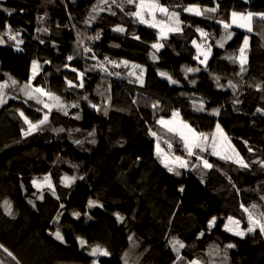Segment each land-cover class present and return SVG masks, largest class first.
<instances>
[{
	"label": "trees",
	"instance_id": "obj_1",
	"mask_svg": "<svg viewBox=\"0 0 264 264\" xmlns=\"http://www.w3.org/2000/svg\"><path fill=\"white\" fill-rule=\"evenodd\" d=\"M117 3L124 11L111 5L112 15L92 12L98 0H0V83L8 84L7 103L0 106V264H91L88 252L97 245L110 252L97 258L99 264H125L130 255L134 264H172L174 239L185 245L182 254L189 261L264 264V235L257 231L240 238L222 229L230 216L246 228L241 205L250 208L258 193L264 196V0H159L182 21V31L167 39L126 15L135 10L126 0ZM191 6L217 7V12L196 16L183 11ZM233 11L254 14L252 31L230 28L232 38L219 47L225 30L216 21H229ZM9 25L19 33L17 40L5 35ZM116 26L126 31H113ZM198 28L208 36L201 37ZM98 33L99 39H89ZM245 36L250 39L248 62L241 71L239 60L229 57L239 56ZM194 40L201 51L211 45L206 63H200L202 55L197 59ZM160 42L161 50L151 47ZM105 58L117 64L127 60L137 75L140 69L132 65H140L143 84L135 75L125 76L121 64L109 63L110 68ZM33 61L38 64L34 79ZM188 67L200 70L187 73ZM78 73H83V87H69L68 81L81 83ZM9 77L18 82L15 87ZM30 79L59 96L68 115L53 109L42 130L25 136L28 125L19 113L37 122L46 111L20 92ZM97 91L107 102L106 114L99 111ZM201 102L204 111L197 110ZM174 111L200 133L220 124L249 167L236 168L209 150L204 156L211 169L200 172L199 164L191 162L188 168L196 174L169 172L156 155L157 142L166 137L172 144L165 148L169 153L183 152V147L157 121L171 119ZM47 174L55 195L53 189L33 185ZM66 176L74 178L68 187ZM90 200L97 206L90 208ZM214 217L219 223L211 229ZM57 229L64 243L50 235ZM229 243L235 247L226 248Z\"/></svg>",
	"mask_w": 264,
	"mask_h": 264
},
{
	"label": "snow or ice",
	"instance_id": "obj_2",
	"mask_svg": "<svg viewBox=\"0 0 264 264\" xmlns=\"http://www.w3.org/2000/svg\"><path fill=\"white\" fill-rule=\"evenodd\" d=\"M126 3L128 5L134 6V11H129L126 13V15L134 18L136 21H138L140 24H146L149 27L152 28H157L159 30V37L160 38H166V34L168 32H181L182 31V21L179 19V13L175 11H169L168 7L163 6L159 3V0H126ZM107 5L108 7H104ZM111 5H116V7H119L121 11H124L123 4L117 3V0H98V4L93 7L92 12L98 14L99 12H104L108 11L112 15H116L114 11L111 9ZM5 12H7L9 15H11V11L8 9H4ZM183 11L191 13L196 16H202L205 13H216L217 12V7H211V8H204L203 10L200 9L199 6H191V7H186L183 9ZM157 12L160 13L162 16L166 17V20H158L157 19ZM253 13L248 12V13H240L233 11L230 14V20L225 21V20H217L216 22L221 24L225 30V36L220 40L217 41V45L219 47H223V44L226 40L231 39L233 33L231 31H228L231 27L235 26L238 28H244L247 31L251 32V21L253 18ZM261 19H264V13L260 14ZM150 18V19H149ZM212 18V17H208ZM90 20L95 19V16H90ZM87 23V22H86ZM7 27V32H5V35L8 36L10 40H17V36L19 33H13L11 30L10 25L6 26ZM113 31L123 33L125 32V28L122 26H116L113 28ZM197 31L200 33L201 37H207L208 33L204 32L201 29H197ZM99 33L94 36V37H89V39H99ZM136 39H139V37H135ZM4 40L0 38V44H3ZM17 43H23V41H17ZM193 45L197 49V59L202 55L203 60H200V63H206L207 59L209 58L210 52H211V45H204V50L201 51L202 45L198 44L197 41L192 42ZM248 37L245 36L244 41H243V46L239 48V56L238 57H229V59H232L233 62L236 60H239V63L241 65V71H243V65L247 62V57H246V49L248 46ZM118 46V45H117ZM153 49L159 50L161 47H163V44L160 43H154L151 45ZM20 49L17 48V51ZM85 52L91 51V49L85 47L84 48ZM154 60L156 59L155 55L152 57ZM73 59L72 56L68 57V60L71 61ZM105 60L108 63H112L115 67H119L120 64H123L125 66L128 65V61L124 60L121 61L119 64H117L114 61H108L107 58ZM32 68H33V76L32 79L35 78V75L37 74V68L38 64L36 61H33L32 63ZM101 68L107 72V69L104 68L103 65H101ZM133 69H140L139 74L137 75L134 71L129 72V76H136V79L139 80L141 84H143V73L144 69L137 64L132 65ZM199 68H191L188 67L185 69L187 73L191 72H196L199 71ZM72 71H77L75 68L72 69ZM111 74V73H109ZM117 75H119L117 73ZM160 75L162 77H165L169 80L170 83L175 84L177 81L173 80L166 72H161ZM78 76L81 79V83L79 85L73 84L71 81H68L69 87H83V73H78ZM9 80L11 81V85L15 87L18 82L13 79L12 77H9ZM233 88H235V85H231ZM8 87L7 83H0V106L3 104L7 103L6 99V92L4 91ZM20 92L23 93V95L26 97L27 100H34L36 104H39L42 106L43 109H46V111L43 114V117L39 119L37 122H33L29 120L27 116L21 111L19 115L23 118L24 123L28 125L27 130L24 131V135L28 136L31 135L35 131L42 130V126L46 125L49 121V116L52 112L53 109H56L57 111H62L64 115H68V112L66 111V105L61 101L60 97L52 93L51 91H48L42 87L39 86H33L31 83V79L29 82L25 83L23 86L20 87ZM44 97L47 98V101L44 99ZM50 101V102H49ZM72 107H77V105L73 104ZM95 107V105H93ZM153 107H156V105H153ZM198 111H204V105L201 102L200 106L197 109ZM37 111H40V109H37ZM257 111H261L260 109H257ZM106 114V113H105ZM214 115L218 114V110L213 112ZM179 113L178 112H173L172 113V118L165 120L161 118L160 120L157 121L164 130L171 134L173 137H178L179 141L182 143V147L184 151L187 153V156L189 157H195L196 160L200 161L202 164L203 168L206 169H211L213 165L205 159L201 153H204L206 151H209V154L212 156H217L218 158L225 160V161H231L233 163L238 164L242 168H248L249 164L244 161L243 158L239 157V153H236L234 148H231V145L228 144L227 147L231 148L232 153L235 154V158L233 155H228L226 154V148L225 144L228 140L227 136L223 133V130L220 128V125L217 124L216 126V133H213L211 137L204 133H200L195 131L188 123L185 121L178 119ZM78 118V117H77ZM59 131H63V129H60ZM217 133L219 134V137L221 138L219 141L217 139ZM153 136H157L156 132L151 133ZM91 135V133H90ZM76 143H80V141H76ZM94 143V141H93ZM168 143V148H172V144L170 141ZM251 151V149H249ZM156 151L157 155L160 156L162 153V149L160 147L159 142L156 144ZM161 163L164 165L165 168L168 169L169 172L174 171V167L170 165H174L175 167L179 168H187L189 166V161L186 159H183L181 156H173L169 158L168 155H163L161 158ZM195 167V166H193ZM261 167H264V162H261ZM176 175H179V172L175 173ZM74 178L70 177H64L63 183L65 186H69L71 181ZM44 182L47 183L48 188L53 189V195H55V191L53 188V185L50 181V178L48 176L44 177ZM34 187L40 188L41 185L38 184L36 181H33ZM183 191V189H181ZM42 198V197H41ZM261 200H264V196L261 197ZM31 203V201H29ZM6 207V212L7 214L11 215V205L5 201ZM88 206L91 208L93 206H97L94 201H89ZM61 208L64 207L63 204L60 205ZM243 208L244 212L247 215V227L246 228H241V221L238 219H234L233 217H228L227 218V223L224 225L225 231H228L232 233L235 236H238L240 238H244L247 234H252L256 233L259 231L261 235H264V212L256 211L257 205L253 204L251 205V208L244 207L241 205ZM81 213L79 212H74L73 216L75 218H79ZM58 219V218H57ZM117 219H121L119 214H117ZM216 218L214 217L211 221H209V227H212L215 224ZM50 235H53L54 238L61 243L65 242L64 235L61 233L59 229L55 231V233H50ZM203 235V234H201ZM79 239V238H78ZM79 242L81 246L86 245V241L83 239H79ZM172 247L174 251H178L177 245L179 248H184V244L180 242L179 240H173L171 241ZM235 245L229 243L226 248L231 249L234 248ZM7 251V249H5ZM9 256L12 255V253H8ZM88 255L93 257V260L91 261V264H99V260L97 259L98 257H107L110 256V252L107 249H104L100 247L99 245L94 246L91 248V250L88 252ZM227 257L225 256V259ZM15 259V257H13ZM178 259H182V257H178ZM188 264H200V261L198 260H192L189 261Z\"/></svg>",
	"mask_w": 264,
	"mask_h": 264
},
{
	"label": "rangeland",
	"instance_id": "obj_3",
	"mask_svg": "<svg viewBox=\"0 0 264 264\" xmlns=\"http://www.w3.org/2000/svg\"><path fill=\"white\" fill-rule=\"evenodd\" d=\"M169 9V11H173V10H171V8H168ZM201 9V8H200ZM201 10H203V9H201ZM157 19L158 20H166V17H164V16H162L160 13H158L157 12ZM150 19V18H149ZM181 27H182V24H181ZM235 26H233V27H231V28H234ZM251 28H252V25H251ZM157 29V28H156ZM159 31V30H158ZM174 33H177V32H168L167 34H166V38H160L159 37V39H167L168 37H170V35H172V34H174ZM180 33V32H179ZM250 37V36H249ZM248 41H250V39L248 38ZM160 44H161V42H160ZM204 46V45H203ZM248 48H249V43H248V46H247V49H246V57H247V50H248ZM203 49H204V47H203ZM160 50H161V48H160ZM247 62H248V57H247ZM247 62L244 64V66H246L247 65ZM110 68H112L111 67V65L109 64V63H106ZM121 67L122 68H125V69H123L124 70V72H125V74H127V75H125V76H129V72H133V71H131V65H127V66H125V65H123V64H121ZM130 68V69H129ZM122 70V71H123ZM121 71V70H120ZM122 71L121 72H119V74L120 73H122ZM111 80H114V77H112L111 76ZM104 84H105V81H103V83H100V84H98L97 86H98V91L100 92L101 91V89H102V87L104 86ZM97 91V93H95V96H97L98 97V95L100 96V100H99V105H98V108H99V111H101L102 113H107L108 112V107H107V102H105L106 100L99 94V92ZM105 96V95H104ZM46 100H47V98L46 97H44ZM101 99L102 100H105L104 102H102L101 101ZM91 105H93L92 103H91ZM178 119H181L180 118V116L178 117ZM182 120V119H181ZM220 125V124H219ZM220 128L222 129V127H221V125H220ZM223 130V129H222ZM213 133H216V129L214 130V131H212V132H210V133H207L206 135H208L209 137H211L212 136V134ZM224 133V132H223ZM225 134V133H224ZM226 135V134H225ZM227 136V135H226ZM228 138V137H227ZM217 139H218V141L221 139L220 137H219V134L217 133ZM159 144H160V147H161V149L163 150L162 151V153H161V155L160 156H158L157 155V151H156V155L159 157L158 159H160L161 160V158H162V156L163 155H168L169 156V158H171V157H173V156H181L183 159H186V160H188L189 161V168L191 167V162H194V163H197V164H199V170H200V172H202L203 170H206V168H203V166H202V164L200 163V161H198V160H196L195 159V157H189V156H187V153L184 151V149H183V152H177V153H169L167 150H165V148H166V146H167V139H166V137H163V138H160V141H159ZM228 144H230L231 145V148H234L235 149V151H236V153H238V151L236 150V148H235V146H234V144H232V142L230 141V139L228 138V140H227V142H226V144H225V148H226V154H228V155H233V157L235 158V154L234 153H232V151H231V148H228L227 147V145ZM205 153V152H204ZM204 153H201V155L205 158V159H207L208 160V158L207 157H205L204 156ZM239 157H241V158H243L242 157V155H239ZM244 159V158H243ZM223 161H225V160H223ZM244 161L246 162V160L244 159ZM226 162H231V161H226ZM233 163V162H232ZM233 165H234V167H236V168H239V169H241L242 167H240L238 164H236V163H233ZM170 166H172V167H174V172H177V170H179V172H181V171H183L184 169H186V170H188V171H191V172H194L193 170H190L188 167L187 168H179V167H175L174 165H170ZM244 170H245V168H244ZM195 173V172H194ZM196 174V173H195ZM47 176L50 178V181H51V183H52V185H53V188L55 187V185L53 184V179H52V176H51V174H47ZM44 177L45 176H43L42 178H37V180H36V182L38 183V184H40L41 185V187L40 188H38V189H40V190H48V189H50V188H48V186H47V183L46 182H44ZM72 183H73V180L71 181V183H70V185H72ZM63 185H65L64 183H63ZM68 187V186H67ZM261 197H262V194H260V193H258V195L254 198V204H256L257 205V209H256V211H260V212H264V200H261ZM251 208V207H250ZM227 218L228 217H226L224 220L225 221H223V223H222V229L224 228V225L227 223ZM234 218V217H233ZM235 219V218H234ZM219 222L218 221H216L215 220V224L212 226V227H210L211 229L214 227V226H216L217 224H218ZM175 240V239H174ZM181 242V241H180ZM177 248H178V251H174V255H175V257H176V259H175V261L172 263V264H188V262H189V260H187L185 257H183L184 255L182 254V250H183V248H179V246L177 245ZM211 253H213V252H211ZM178 257H182V259H178ZM134 258L135 257H133V255H130L128 258H127V260H125V264H134V262H135V260H134ZM202 259H204V258H202Z\"/></svg>",
	"mask_w": 264,
	"mask_h": 264
}]
</instances>
